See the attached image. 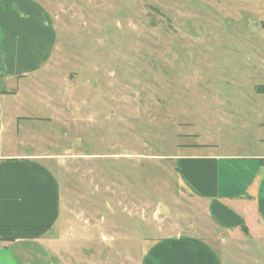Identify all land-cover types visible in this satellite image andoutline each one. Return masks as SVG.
<instances>
[{"label":"rangeland","instance_id":"1","mask_svg":"<svg viewBox=\"0 0 264 264\" xmlns=\"http://www.w3.org/2000/svg\"><path fill=\"white\" fill-rule=\"evenodd\" d=\"M3 3L56 31L41 73L21 81V113L37 117L16 119L11 135L12 152L43 157L60 182L56 260L140 264L145 242L178 237L208 242L224 264L230 246L264 253V239L220 230L180 194L170 158L206 128L252 150L264 120V0Z\"/></svg>","mask_w":264,"mask_h":264},{"label":"crops","instance_id":"2","mask_svg":"<svg viewBox=\"0 0 264 264\" xmlns=\"http://www.w3.org/2000/svg\"><path fill=\"white\" fill-rule=\"evenodd\" d=\"M5 4H0V264H61L53 249L61 218L60 182L43 157L12 152L16 139L11 136L17 131L16 119L25 123L37 117L21 113V103L27 102L21 81L41 73L56 31L44 16L21 14ZM257 96L264 107V94ZM255 126L252 150L237 151L230 143L215 142L218 132L206 128L196 135L195 144H179V153L170 158L184 198L202 204L220 230L257 242L264 239V120ZM256 250L237 256L230 246L228 263L242 257L243 264H264L263 249ZM224 263L208 242L181 237L145 242L140 262Z\"/></svg>","mask_w":264,"mask_h":264},{"label":"trees","instance_id":"3","mask_svg":"<svg viewBox=\"0 0 264 264\" xmlns=\"http://www.w3.org/2000/svg\"><path fill=\"white\" fill-rule=\"evenodd\" d=\"M256 92H257L258 94H264V85H263V86H258V87L256 88ZM243 230L246 232L245 229H243Z\"/></svg>","mask_w":264,"mask_h":264}]
</instances>
